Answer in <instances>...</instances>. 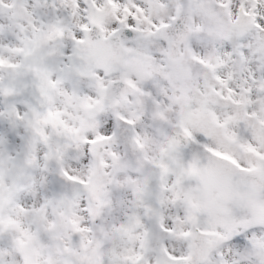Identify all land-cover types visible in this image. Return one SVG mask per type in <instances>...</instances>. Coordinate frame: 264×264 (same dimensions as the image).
Instances as JSON below:
<instances>
[{
    "label": "clouds",
    "instance_id": "obj_1",
    "mask_svg": "<svg viewBox=\"0 0 264 264\" xmlns=\"http://www.w3.org/2000/svg\"><path fill=\"white\" fill-rule=\"evenodd\" d=\"M253 2L0 0L6 264L33 250L41 264L49 252L57 264H171L146 242V222L161 217L189 233L177 238L183 264H264V240L250 251L222 240L264 238V177L205 173L219 159L207 150L192 171L186 152L207 130L217 150L240 154L232 133L262 127L264 25L240 12L264 20V0Z\"/></svg>",
    "mask_w": 264,
    "mask_h": 264
},
{
    "label": "snow or ice",
    "instance_id": "obj_2",
    "mask_svg": "<svg viewBox=\"0 0 264 264\" xmlns=\"http://www.w3.org/2000/svg\"><path fill=\"white\" fill-rule=\"evenodd\" d=\"M257 3H252V8H257ZM135 10L138 12H142L143 8L136 5L134 6ZM126 13L128 11L127 6H125ZM264 11V10H262ZM240 12L243 15L250 16L253 18L254 21L258 20V27L260 25H264V20L259 19V15L256 11H248L243 5L240 7ZM148 19V17H145ZM139 20V16L136 17V20H133L131 17L127 18V25L129 34H132L135 31H139L136 28V23ZM163 25H158L157 27H161ZM245 52L247 49L244 50ZM220 79V77H217ZM221 83L227 85V81L221 80ZM261 89H264V83L259 85ZM229 95L225 97L226 99H232V93L234 88L228 87L227 89ZM247 92L252 93V88L249 87L246 89ZM223 95V93H221ZM254 95V94H253ZM242 101H234V103H241ZM247 103H252V99H248ZM256 117L257 114L248 109L244 113V117ZM234 117L229 116L228 120L233 119ZM258 118V117H257ZM259 119V118H258ZM227 120L224 121V125H227ZM131 123V122H129ZM259 124L262 126L257 128L254 124L250 125L248 130L243 131L242 137L237 135V133L233 132L231 135V139L237 145L239 150H242L240 154H230L226 151H219L213 145H211L207 140L206 137L211 135V133L207 130H204V135L197 136L193 139V142L189 146V149H186V152L190 150V154L192 157L190 168L192 171H197V164H198V153L207 150L209 153L214 154L215 157L219 158L218 160L210 159L207 164L203 166V170L205 173H210L213 168L217 165L223 166L228 168L234 173H239L240 175H254L259 177H264V119H259ZM241 128H244V125H241ZM108 130L111 136H117L119 134V130L112 127L111 122L108 125ZM105 137H99L98 139H105ZM178 217L168 219L165 221L163 217L160 219L159 224H145V237L147 243H155L159 250L165 253L171 261V264H183L184 261L190 259V256L181 255V252L176 250V246L178 244V237L187 236L189 233L178 231L177 225L175 220ZM14 221H9L8 225L14 224ZM8 225H5L7 227ZM149 232L152 233L149 236ZM222 240L228 243L236 244L241 247H246L247 251L253 249L255 245L261 243L264 238L257 239L252 235V231H248L246 233H237L234 236L230 234H225L222 236ZM24 244L23 240L18 241V245L21 247L19 248L20 252H24L22 245ZM143 247V245H142ZM59 251V249H58ZM65 252H72L73 249L65 247L63 250ZM8 254V249L3 245H0V264H6V256ZM42 253L39 250H33V254L29 255L25 253V262L26 264H41L39 257ZM44 264H57V257L52 253L49 252L44 260ZM64 264H70V261L67 259L64 261Z\"/></svg>",
    "mask_w": 264,
    "mask_h": 264
}]
</instances>
